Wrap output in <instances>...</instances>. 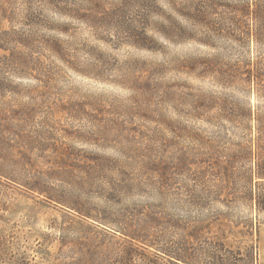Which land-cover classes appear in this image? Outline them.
Wrapping results in <instances>:
<instances>
[{"label":"rangeland","instance_id":"obj_1","mask_svg":"<svg viewBox=\"0 0 264 264\" xmlns=\"http://www.w3.org/2000/svg\"><path fill=\"white\" fill-rule=\"evenodd\" d=\"M250 2L0 0V264H264Z\"/></svg>","mask_w":264,"mask_h":264},{"label":"trees","instance_id":"obj_2","mask_svg":"<svg viewBox=\"0 0 264 264\" xmlns=\"http://www.w3.org/2000/svg\"><path fill=\"white\" fill-rule=\"evenodd\" d=\"M253 7V8H252ZM247 15H250L256 25L252 29V39L256 42L264 43V0H252L250 4L243 6V10ZM258 62H250L248 65V81L252 87L256 84L264 82V70H256ZM249 123L246 128L256 136L250 140L247 145L241 146L240 154L233 157V162L239 160L248 161L249 168L247 172L246 187L247 192L245 196L239 199H245L246 202L251 203L258 213L264 212V194L259 192V187L264 185V114L254 113L251 110L247 113ZM256 121L257 123H254ZM257 226H252V230H257ZM250 235H254L249 231ZM223 245V244H221Z\"/></svg>","mask_w":264,"mask_h":264}]
</instances>
